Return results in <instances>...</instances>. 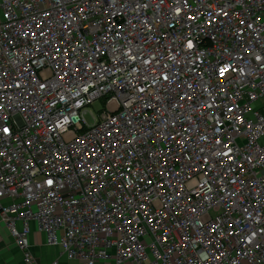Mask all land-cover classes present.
I'll return each instance as SVG.
<instances>
[{"label":"built area","instance_id":"1","mask_svg":"<svg viewBox=\"0 0 264 264\" xmlns=\"http://www.w3.org/2000/svg\"><path fill=\"white\" fill-rule=\"evenodd\" d=\"M0 218L25 264L32 222L79 264H264V0H0Z\"/></svg>","mask_w":264,"mask_h":264},{"label":"crops","instance_id":"2","mask_svg":"<svg viewBox=\"0 0 264 264\" xmlns=\"http://www.w3.org/2000/svg\"><path fill=\"white\" fill-rule=\"evenodd\" d=\"M5 203V202H4ZM17 228L21 227L18 222ZM29 234L30 253L37 264H79L76 260H69L61 246L48 245L46 236L38 230L36 222L30 224ZM113 263V260L109 261ZM0 264H25L22 253L16 247L8 230L0 218ZM96 264H104L99 261Z\"/></svg>","mask_w":264,"mask_h":264},{"label":"rangeland","instance_id":"3","mask_svg":"<svg viewBox=\"0 0 264 264\" xmlns=\"http://www.w3.org/2000/svg\"><path fill=\"white\" fill-rule=\"evenodd\" d=\"M86 111H87V114L85 116V121L88 126H92L93 121H92L90 114H92L93 116H96L99 112L102 111V105L100 102H95L92 106L87 107Z\"/></svg>","mask_w":264,"mask_h":264}]
</instances>
